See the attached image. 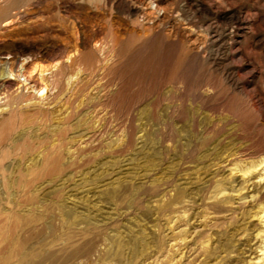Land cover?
Returning a JSON list of instances; mask_svg holds the SVG:
<instances>
[{"label": "rangeland", "instance_id": "374dc122", "mask_svg": "<svg viewBox=\"0 0 264 264\" xmlns=\"http://www.w3.org/2000/svg\"><path fill=\"white\" fill-rule=\"evenodd\" d=\"M0 87V264H264V0H0Z\"/></svg>", "mask_w": 264, "mask_h": 264}, {"label": "bare ground", "instance_id": "6f19581e", "mask_svg": "<svg viewBox=\"0 0 264 264\" xmlns=\"http://www.w3.org/2000/svg\"><path fill=\"white\" fill-rule=\"evenodd\" d=\"M11 70V69H10ZM22 70V69H21ZM24 71V70H23ZM22 71V72H23ZM23 75V74H22ZM5 76V75H4ZM9 77V80H13V79H15V77H17L18 78V76H15V75H13L12 74V71H8V73H7V75H6V77L5 78H8ZM5 79H3L2 81H1V86L6 82V81H4ZM23 81H25V80H23ZM22 81V82H23ZM27 83V82H26ZM23 84V83H22ZM8 85V84H7ZM27 85V84H26ZM25 86V85H24ZM31 86V85H30ZM34 86V85H33ZM1 88V87H0ZM19 88L20 87H18V90H19ZM33 88V87H32ZM29 89H31V88H29ZM36 90V89H35ZM37 90H38V88H37ZM44 91H45V87H42L41 88V90L39 91H35V93H38V92H40L39 93V96L40 95H43V93H44ZM17 92V91H16ZM1 93V92H0ZM3 96V95H2ZM0 97H1V95H0ZM5 99V98H4ZM99 131V130H98ZM97 133V132H96ZM90 134H92V133H90ZM87 137V136H86ZM84 139V138H83ZM90 139H92V137L90 136V137H88V138H86L83 142L84 143H86L85 144V146L84 147H86L87 145H88V140H90ZM60 144H64V142L63 141H61L60 140ZM88 142V143H87ZM92 142V140L90 141V143ZM59 144V143H58ZM81 145V144H80ZM57 147H59V146H57V145H54V147L53 146H51V148L49 149V155L51 154V151H52V148H57ZM65 147V145H63L62 147H59L60 149V152H61V148H64ZM77 152V151H76ZM59 153V152H58ZM62 156V154L61 155H57V152H55V153H53V155L51 156V159H50V165H51V167H48V168H43L44 167V160L42 159V163H41V165H40V167H39V169H38V171H40V170H43L44 169V174H45V176H49L50 174H52L53 172H59L60 174L61 173H63V172H61L60 171V166H61V157ZM52 163H54V164H52ZM67 164V163H66ZM67 165H70V164H67ZM3 166L4 165H2V164H0V189L1 190H4L5 189V187L7 186V181H6V179H5V176H4V174H5V169L3 168ZM34 180H39L38 178H35L34 177ZM26 183V185H28V186H30V187H32L33 185H34V181H31V182H25ZM27 186V187H28ZM65 186V185H64ZM63 189H65V187H63ZM70 191H71V189H69ZM75 194V193H74ZM58 195V194H57ZM69 195V194H68ZM67 199H68V197H67ZM71 202V201H70ZM73 206V205H72ZM77 208V207H76ZM27 223H30V221L28 222V221H26ZM30 227V226H29ZM23 255H25V253L23 254ZM22 255V256H23ZM43 255V254H42ZM45 256V255H44ZM44 256L42 257V258H44ZM28 257H29V255H28ZM28 257H26V256H23V257H20L19 259H18V264H25V262H29L30 261V259H28ZM41 258V257H40ZM39 258V259H40ZM36 260V259H35ZM41 260V259H40ZM16 264V263H15ZM29 264H31V263H29ZM35 264V263H34ZM36 264H39V263H37L36 262Z\"/></svg>", "mask_w": 264, "mask_h": 264}]
</instances>
